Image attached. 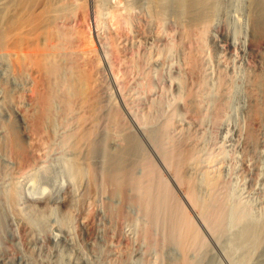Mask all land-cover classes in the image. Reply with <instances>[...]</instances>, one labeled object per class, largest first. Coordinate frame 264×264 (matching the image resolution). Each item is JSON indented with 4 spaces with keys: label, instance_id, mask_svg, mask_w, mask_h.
<instances>
[{
    "label": "rangeland",
    "instance_id": "374dc122",
    "mask_svg": "<svg viewBox=\"0 0 264 264\" xmlns=\"http://www.w3.org/2000/svg\"><path fill=\"white\" fill-rule=\"evenodd\" d=\"M14 1L0 264H264V0H56L45 86L24 42L41 0Z\"/></svg>",
    "mask_w": 264,
    "mask_h": 264
},
{
    "label": "bare ground",
    "instance_id": "6f19581e",
    "mask_svg": "<svg viewBox=\"0 0 264 264\" xmlns=\"http://www.w3.org/2000/svg\"><path fill=\"white\" fill-rule=\"evenodd\" d=\"M13 1V0H12ZM24 2L25 0H15L14 1V3H16V2ZM30 1V0H29ZM29 1H27V2H29ZM41 2V3H40ZM39 3V5H40V9L38 10V9H36V11L38 10V12H36L35 14H34V16L32 17V16H30V17H32V19L29 21V22H25L24 24H26V23H30L31 25L29 26V27H27L26 28V32H28V33H35L34 34V37H33V39L32 40H30V41H28L27 39V41H25V39H24V42H26L27 44H29V47H30V51H31V54H30V56H29V62H30V65L35 69H37V70H39V76H41L40 78H41V84H43V81H44V86H45V84H46V82L47 81H51V80H56V77L59 75V71H60V67H59V62H58V60H57V55H56V52H57V50H59L58 48H59V45H61L62 43L61 42H59L60 41V39L62 38V35L60 36L59 35V33L57 32V30L58 29H55V25H53V21L55 20L54 19V17L55 16H58V13H60L61 11H64L65 10V6L64 5H62L61 3L60 4H58L57 2H56V0H41ZM212 2V1H211ZM263 2V1H262ZM13 4V3H12ZM19 4V3H18ZM24 4V3H23ZM26 4V3H25ZM37 4V3H36ZM262 4V3H261ZM260 4V5H261ZM31 5V4H30ZM258 5H259V3H258ZM15 6H16V4H15ZM263 6V5H262ZM25 7V6H24ZM23 7V8H24ZM38 7V6H37ZM125 7H127V6H125ZM14 8V7H13ZM19 8V7H18ZM31 8V7H30ZM36 8V7H35ZM260 8V7H259ZM25 9H26V7L24 8V10H23V12H25ZM28 9H29V7H28ZM27 9V10H28ZM64 9V10H63ZM209 9H211L210 11L212 12V8H210L209 7ZM263 9H264V7H263ZM19 10H21V9H19ZM126 10L127 9H125V11L123 10V11H121V12H119V13H117V16H114L113 17V22H114V25H115V31H117L116 33H120L119 35L121 36V35H123V33H125L126 31L125 30H127V25H125V23H127V21H126ZM183 10V9H182ZM185 10V9H184ZM261 11V10H260ZM14 12V11H13ZM16 12V11H15ZM17 12H19V11H17ZM16 12V13H17ZM29 12V11H28ZM85 12V11H84ZM5 12H1V10H0V46L2 45V44H4L3 42L7 39L6 37H8V39H9V37H10V40L8 41V40H6V42L9 44V43H14L15 42V40H17L18 41V39H15L14 37H16V36H13L15 33L17 34V31L19 30L18 28L19 27H17V26H10V28H9V30H6V31H4V29H2V25H3V21L5 20V18H7V17H5V15L6 14H4ZM21 13V12H20ZM32 13H34V12H32ZM31 13V14H32ZM87 13V12H86ZM213 13V12H212ZM10 14H11V12H10ZM22 14V13H21ZM30 14V13H29ZM128 14V13H127ZM7 15H8V13H7ZM16 14H14V16H15ZM19 15V14H18ZM23 15V14H22ZM21 15V16H22ZM113 15H115V14H113ZM20 16V15H19ZM18 16V17H19ZM28 16V15H27ZM26 16V17H27ZM130 16V15H129ZM10 18H12V20H13V18H16V16L15 17H10ZM23 18V17H22ZM29 19V18H28ZM59 19V18H58ZM20 20H21V17H20ZM24 20V19H23ZM14 21H16V22H18L19 23V20H13V22ZM126 21V22H125ZM59 22V21H58ZM18 23H16V24H18ZM62 25V24H61ZM19 26V25H18ZM27 26V25H26ZM261 26V25H260ZM24 27H25V25H24ZM64 30V29H63ZM13 31V33L12 34H10L11 32ZM64 31H66V30H64ZM71 31V30H70ZM73 32V31H72ZM115 33V32H114ZM87 33H85L84 34V37H86V36H88V35H86ZM126 34V33H125ZM21 35V34H20ZM24 35V34H23ZM115 35V34H114ZM113 35V36H114ZM118 35V36H119ZM66 36V35H65ZM68 36V35H67ZM70 36V35H69ZM90 36V35H89ZM88 36V37H89ZM119 36V37H120ZM64 37V36H63ZM84 37L82 38V39H84ZM87 37V38H88ZM6 38V39H5ZM68 38V37H67ZM70 38V37H69ZM68 38V39H69ZM90 38V37H89ZM88 38V39H89ZM115 38H117V37H115ZM62 40H63V38H62ZM67 40V39H66ZM119 40V39H118ZM89 41V40H88ZM5 42V44H7ZM23 42V41H22ZM21 42V44H23ZM63 42V41H62ZM87 39L85 38L84 39V42H83V45H87L89 42H91V41H89V42H87ZM61 43V44H60ZM79 43V42H78ZM63 45H64V43H63ZM20 46V45H19ZM80 46V45H79ZM24 47V46H23ZM59 52V51H58ZM68 52V51H67ZM59 55V54H58ZM27 56H28V54H27ZM70 56V55H69ZM28 58V57H27ZM27 61V60H26ZM73 77V76H72ZM67 78V77H66ZM80 78V77H79ZM82 78V77H81ZM39 80H38V82H39ZM45 80H46V82H45ZM40 84V85H41ZM50 84V83H49ZM48 84V85H49ZM52 84V83H51ZM57 84V83H56ZM65 84H66V82H65ZM73 84V83H72ZM64 85V84H63ZM67 85V84H66ZM75 85V84H74ZM42 86V85H41ZM48 87V86H47ZM56 87V86H55ZM70 86H68V88H69ZM44 88V87H43ZM67 88V89H68ZM71 88V87H70ZM84 88V87H83ZM41 89V88H40ZM45 89V88H44ZM65 89V88H64ZM37 90V89H36ZM54 90V89H53ZM69 90V89H68ZM71 90V89H70ZM44 91V90H43ZM66 92H67V90H65ZM70 92V91H69ZM50 92H46V91H44L43 93H41L42 95H41V103L43 104V106H45L46 105V103L47 102H49L50 101V95L51 94H49ZM45 104V105H44ZM90 115V114H89ZM81 135V137H83L84 135H85V133H81L80 134ZM80 138V137H79ZM79 140V139H78ZM78 168V167H77ZM72 170H73V168H72ZM76 170H79V169H76ZM75 171V170H74ZM76 172V171H75ZM74 173V172H73ZM76 174V173H75ZM186 178V177H185ZM193 180V179H192ZM32 182V181H31ZM35 182V181H34ZM33 182V183H34ZM191 181H187V184H188V187H190L191 186V184L192 183H190ZM33 185V184H32ZM142 196V195H141ZM176 216V215H175ZM177 217V216H176ZM181 220V219H180ZM183 222V221H182ZM181 222V223H182ZM186 225V229H185V231H187L188 230V234H190L191 232H192V229L189 227L188 228V225L187 224H185ZM184 225V226H185ZM191 231V232H190ZM190 232V233H189Z\"/></svg>",
    "mask_w": 264,
    "mask_h": 264
}]
</instances>
